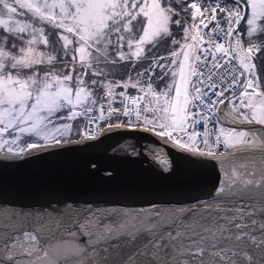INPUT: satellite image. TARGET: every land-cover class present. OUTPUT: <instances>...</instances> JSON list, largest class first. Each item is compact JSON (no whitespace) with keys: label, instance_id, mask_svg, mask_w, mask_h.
<instances>
[{"label":"snow or ice","instance_id":"obj_1","mask_svg":"<svg viewBox=\"0 0 264 264\" xmlns=\"http://www.w3.org/2000/svg\"><path fill=\"white\" fill-rule=\"evenodd\" d=\"M118 131L152 139L110 155L171 176L176 152L215 186L66 202L78 239L56 244L32 224L51 209L8 212L0 264L50 247L63 264H264V0H0V170Z\"/></svg>","mask_w":264,"mask_h":264},{"label":"water","instance_id":"obj_2","mask_svg":"<svg viewBox=\"0 0 264 264\" xmlns=\"http://www.w3.org/2000/svg\"><path fill=\"white\" fill-rule=\"evenodd\" d=\"M125 136H138L140 140L152 139L142 133L118 131L102 135L99 140L84 145H66L58 150L46 149L42 154H34L31 159L5 165L0 170L4 191L2 199L16 207L0 210V220H7L6 213L11 211L32 212L35 209L36 213H40L43 209H51L52 215L45 213L42 220L33 219L32 224L40 223L45 226L43 239L46 245L56 244L58 241L78 238L67 235L68 232L75 231L72 220L76 209L65 210L63 205L66 202L78 205L97 203L100 194L117 193L128 188L156 194L188 185L208 188L215 186V168L193 174L191 167L176 152L171 153L172 158L177 161L176 172L171 176L158 174L152 169L150 162L143 158L131 160L110 155L109 149L121 143ZM91 162L98 165L95 171L89 169ZM104 169L113 171L111 179L103 177ZM128 202L146 201L137 199Z\"/></svg>","mask_w":264,"mask_h":264},{"label":"clouds","instance_id":"obj_3","mask_svg":"<svg viewBox=\"0 0 264 264\" xmlns=\"http://www.w3.org/2000/svg\"><path fill=\"white\" fill-rule=\"evenodd\" d=\"M72 255L74 253L66 252L62 247H50L47 249V256L38 260L37 264H63V261L71 259Z\"/></svg>","mask_w":264,"mask_h":264}]
</instances>
